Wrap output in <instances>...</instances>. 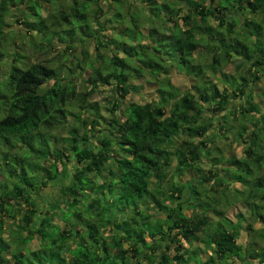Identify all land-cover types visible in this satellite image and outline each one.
<instances>
[{"label": "trees", "instance_id": "16d2710c", "mask_svg": "<svg viewBox=\"0 0 264 264\" xmlns=\"http://www.w3.org/2000/svg\"><path fill=\"white\" fill-rule=\"evenodd\" d=\"M203 1L0 0V264H9L10 260L12 264L28 261L30 264H131L129 257L136 254L131 252L127 260L126 256L131 250L140 252L139 242L148 249L154 245L161 247L154 253L157 256L154 264H190L195 256H186L181 251L183 240L198 238V232L212 222H208L206 215L198 216L197 209L192 208L193 213L184 211V183L179 178L192 171L202 179L215 175L212 167L198 172V163L202 152L211 153L210 143L215 139L205 133L217 115L216 124L225 128L219 138L226 139L234 127L236 133L232 140L235 138L243 145L242 158L238 159L234 153L225 156L229 162L222 168L225 175L233 177L232 162L246 165L247 175L250 173L256 179L249 191L255 198L263 196V188L258 191L257 187L264 186V89L260 101L251 102L252 95L248 93V99L239 108L230 110L229 115L222 111L228 108L230 98L241 97L250 90L248 78L259 77L255 67L264 59L259 55L264 54V48L250 51L247 41L264 35V0H220L215 6ZM92 3L97 14L90 17ZM47 4H55L53 10L48 12ZM138 4L143 8L141 21L140 14L133 13V7ZM157 4H162L160 12ZM183 4L187 7L186 14L180 15L184 25L177 19L166 25L162 20L165 12L178 15ZM42 8L48 13L43 14ZM12 9L15 20L21 21L23 27L7 28L6 17ZM239 11L249 13L242 21L248 28V38L236 34V20L231 15ZM209 17L214 18V25ZM157 19L161 21L160 26L153 25ZM145 20L152 24L147 27V33ZM17 34L29 38L37 35L56 50L57 57L64 59L76 43L85 45L89 38H95V56L99 59L103 58L101 48L107 50L112 44L111 55L104 59L107 64L88 62L91 72L86 80L90 85L84 91L83 100L99 84L110 85L112 80L115 81L114 95L119 96L116 103L132 91L141 93L144 84L131 81L144 73L149 76L145 83L157 84L152 91H145L148 95L141 100L126 102L123 118L107 119L105 131L97 140L91 141L78 127L68 130L64 143L74 152L77 161L71 181L59 187L58 196L37 216L34 191L45 186L56 173L55 168L46 167V162L60 161L61 176L69 174L66 167L69 156L57 146L60 142L57 128L64 123L68 102L80 98V93L75 81L61 77L63 67L57 70L44 61L25 65L23 53L17 48ZM232 34L234 38L228 39ZM55 36L65 42L63 48L53 45ZM143 37L147 42H141ZM213 40H216L213 50L219 49L222 53L212 52V61L202 64L196 51L202 44L206 50H212ZM10 47L13 48L7 55ZM121 51L123 56L118 55ZM231 52L239 56L241 64L254 58L244 69L245 75L237 78L220 71L219 57L228 61ZM5 55L10 61L3 70ZM172 68L188 74L194 81L193 87L180 90L169 76ZM207 70L216 78L212 76V80ZM73 72L70 67L69 75ZM161 73L163 79L159 78ZM217 76L229 83L230 88L220 89ZM116 103L112 102L113 106ZM94 107L97 108L96 103L91 105ZM209 109L214 113H207ZM252 111L260 112L259 119L248 116ZM95 117L90 121L97 123ZM231 117L238 118L240 124H230ZM86 121L82 119V123ZM248 122L253 126L249 127ZM188 136L198 138L193 141ZM215 147H220V153L224 151L220 145ZM212 161L217 162V157L212 156ZM248 161H253L251 167ZM236 178L243 179V176ZM168 180L171 184L166 189ZM189 201L190 198L188 204ZM20 204L26 206L21 214L18 213ZM198 207L204 211L210 208L196 203L195 208ZM151 208L153 212L148 211ZM253 211L264 224V212L257 211V207ZM9 218L13 221L10 231L3 229ZM158 219L165 223L155 229L151 225ZM102 227L111 231L108 239L102 238ZM206 234L207 239L203 237L202 241L212 247L216 257L225 260L232 254H240L241 247L235 241L238 232L226 229L222 221ZM146 235L151 243L146 241ZM170 243L175 245L173 254L169 251ZM213 259L210 254L201 262L213 264Z\"/></svg>", "mask_w": 264, "mask_h": 264}, {"label": "rangeland", "instance_id": "374dc122", "mask_svg": "<svg viewBox=\"0 0 264 264\" xmlns=\"http://www.w3.org/2000/svg\"><path fill=\"white\" fill-rule=\"evenodd\" d=\"M78 3H80V2H78ZM171 3H172V1H171ZM157 5L159 7L156 9H159L158 11L160 12L161 8H162V4H157ZM48 6H49L48 7V9H49L48 12H49L50 10H53V7L55 6V4L52 6H50V5H48ZM183 6L184 7L182 8V10H180L178 15H175V14L171 15L170 13L165 12V15L162 19L164 21V23L166 25H169L175 19H177L179 24L184 25L183 19H181L180 15L186 14L187 7L184 4H183ZM133 8H134V11H133L134 15L140 14L139 20L141 21V16H142L141 11L143 10L142 5L138 4L136 7H133ZM96 9H97L96 6L92 3L91 4V12H89L90 17H93V14H97ZM124 10H125V7L122 8V11H124ZM41 11L43 14L48 13L43 8ZM109 13H111V12H109ZM109 13H107V14H109ZM232 15H233V18L234 17L236 18L235 24H236L237 29L240 28V31L242 29L248 30L247 27L244 26L245 28H243V25H242V21L244 20V17L246 15H248V12L242 13V11H239V12L234 13ZM6 19L9 23L7 28L12 29V28H17V27H23V23L21 21L15 20V11L13 9L10 11V14L7 15ZM210 19H211L210 23L214 24L215 23L214 20L212 18H210ZM124 20L129 21L128 19H124ZM91 21H93V18L91 19ZM160 24H161V21L158 19L155 20L153 23V25H157V26H160ZM143 25H144V31H146L147 27H149L152 24L149 21L145 20ZM145 33H147V31ZM109 35H112L111 32L109 33ZM254 38H256V35H254ZM16 40L18 41V44H17L18 47L17 48L23 53L22 61L25 63V65L30 63V62H34V61H44V62H48V63L54 65L57 68V70L60 69L61 67H63V70L61 72V77H63V78L69 77L73 81H75L76 82V89H77L78 93H80V98L77 97V98L73 99L72 101L68 102L67 113H66L64 123L60 128H57V139L60 140V142L57 143L58 144L57 146L60 147L69 156V160L66 162L67 163L66 167H67V171L69 172V174L66 177L61 176V172L63 171L62 170L63 165L61 164L60 161H57L55 164H53L51 159H50L46 162V167H50L51 169L55 168L56 173H55V175H52V178L49 179V181L47 182V184L45 186H43L41 188L39 187V188L35 189V191H34L33 197L37 201V205H36V208H37L36 216H37V213L43 211L45 209V207H47V204L50 201H52L55 197L58 196L59 187L61 185L68 184L71 181V173L75 169L74 167L77 164V161L75 159L74 152H71V149L67 145V143H64L63 138L69 134L68 130L72 126L78 127L79 132L81 133V132L85 131L88 134L91 141L97 140L98 137L100 135H102L105 131L104 127L106 126L107 119L114 118V117L117 119L123 118L122 111L124 109L126 102L141 100L144 96L148 95L147 93H145V91H148V90L152 91L153 89H155L157 87V84L145 83L149 76H148V74L144 73V75H138L135 78H133L131 81L133 84H140V83L144 84V86L141 89V91H142L141 93H138L136 91H132V92L128 93L122 101H118L116 103L115 101L119 99V96H118V94L116 96L114 95L113 89L115 87L114 86L115 81L112 80L110 85L102 84V83L99 84V86H97L95 88V90L91 93V95L88 96L87 98L84 97L85 100H83L82 97L85 95L84 91L86 90V87L88 85H90L86 80L88 75H90V72H91L90 68L88 67V62L90 60H94L95 64H98V63H103L104 65L107 64V62L104 61V59H105V57H107V55H109V56L111 55V49L113 48L112 44H110V46L107 50L101 48V53L103 54V58L99 59L95 56V48H94L95 38H89L87 40V42L85 43V45H80V44L77 45V43H76L75 49L72 50L71 52L68 51L66 53V56L64 59L61 57H57L56 50L52 49V47L49 48L48 44H46L45 41L43 39L39 38L37 35H33L32 38H29V36L25 37L24 35L17 34ZM53 40H54L53 45L57 49L63 48L65 42L60 40L58 36L57 37L55 36L53 38ZM31 41H33V42H31ZM141 42H147V39L145 37H143ZM247 42L249 44L248 49L250 51H254V50H258L260 48H264V35L259 37L258 40L251 39L250 41L248 40ZM203 45L204 44H202L199 47V50L196 51L197 55L200 57L201 63L202 62L205 63L208 60H209V62H211L213 59V56H212L213 53L212 52L222 53V52H219V49L218 50H210V51L207 50V51H205L204 50L205 48ZM12 48L10 47V49L7 52V55H8V53L10 54ZM7 55H5V57L2 61L3 70L5 69L6 66H8V63L10 61V59L8 58ZM118 55L123 56L124 52L121 51L118 53ZM78 57H79V62H78ZM231 57H232V59L228 60V61H227V58H225V57H222V56L219 57L220 63H218L219 64L218 66L222 67V69H223L222 72L225 71L226 73L234 75L235 77L238 78V74H240L239 66H241V64L237 65L239 63V59H238V57H235V54H232ZM83 58H85V63L83 62ZM79 63H81L80 65H83L82 68L80 67ZM70 67L72 68V71H74L72 76L69 75ZM168 73H169L170 78L174 82V84L177 85L180 88V90L184 91L186 89H191L193 87L194 81L191 78H189L188 74H186L185 72H179L176 69L173 70V68H172L171 71ZM206 73H207V75H209V77H211L212 80L214 79L213 77L216 78V76L215 75L213 76V74L209 73L208 70ZM163 77H164L163 73H161L159 75V78L163 79ZM217 79L219 82L221 81V78L218 76H217ZM253 85H254L253 86L254 91L257 92V94L252 95L251 102L256 103V102L261 100V96H259V93L262 91V87H264V77L261 76V78L257 82L253 83ZM244 97H245V92L241 96V98H243V99H240L237 97H235L236 99L232 98L231 101L227 104V106H228V108H226V112H228L227 114H230L229 111L234 110L233 108H239V104L241 102L245 101ZM112 102L116 103L118 105L113 106ZM95 103H96L97 108L95 109V107H94L92 109L91 105L95 104ZM206 112L209 114L214 113L211 109H209ZM252 112L255 115L254 116L255 119H259L260 112H255V111H252ZM96 115H97V117H95V118H96L97 123H93L90 120L93 119L94 116H96ZM78 116L80 117V122H78ZM82 119H87V121L85 123H82ZM216 120H217V116L214 117L213 121L216 123ZM239 121L240 120L238 118H234V117H231V120H229L230 124L236 125V126L238 125ZM89 127H92V128H89ZM212 129H213V127H210L209 131H207L205 134L207 136L212 137V134H211ZM235 133H236V130H235ZM233 137H232L231 133H229V135L227 136L226 139L222 138L225 143H223V141H221L222 143L218 144V145H222V147L224 149V151L221 153H220V147L219 148L215 147V145H214L215 143L210 141L211 142L210 146L212 147L211 154H212V156L217 157V162L212 161L213 163H211L210 160L207 161V159H208L207 155H203L202 161H199V163H198L199 168H200L198 170V172H200L202 169H204V171L207 170L208 168L211 169V167H212V171L214 172L213 174H215V175L211 176L213 178L211 180V184H210V182H208V183L204 182L203 183L201 181H198L197 176H194L195 173L193 171L192 172H186L183 175H181V177H180L181 179H186L188 177V175L191 176L187 182H185V183L183 182L184 185L190 189V193H191L190 201H189L190 209L193 208L196 210L197 209V208H195L196 203H199V205H202L203 207L205 204V205H207L208 208L209 207L214 208V209L220 208L218 206L210 205L211 201L216 196V192L213 189H210V186L211 185L218 186L217 181H215L214 178H218L221 181H223L224 183H226L224 185V188H222V189L219 188V190H218L220 196H223L224 203H230V204L236 203V201H232V200L234 198L240 196L239 194H235L233 196L230 195L232 192L237 191L238 182H235L238 179V178H236L237 175L243 176V179H239L238 181L245 183L247 188H252V186H253L252 183L256 179L252 178L250 176V173H249V175H247L248 173L246 170V165H243V164L238 165V164H235L234 162H232L231 166H230V172L233 174L234 178H231V179L228 178L229 177L228 175H225V173L222 169V168L227 167L228 163H229L226 161V159H227V158H225L226 154H230L234 150V153L236 154V156H238L237 157L238 159H239V157L242 158L244 155L243 151H242L243 145L240 144L235 138H234L235 140L234 139L232 140ZM188 138L190 140L196 141V139L198 137L188 136ZM176 140H177V138H176ZM204 154H205V152H204ZM208 157H210V156H208ZM173 162L175 163V160ZM248 164L251 167V165L253 164V161L252 162L248 161ZM239 166L243 167V169L240 168ZM254 172H256V170H254ZM207 173L208 172H206L205 174H207ZM249 178H250V180H249ZM174 179H175V181L177 180V182H179L177 177H175ZM170 184H171L170 180L165 182V185H164L165 188L167 189L170 186ZM262 188L264 190V186H258L257 190L262 191ZM194 189L197 192L193 191ZM253 189H255V188H253ZM185 196H186V193L184 192L183 198ZM142 206H143V204H142ZM19 207H20V211L18 213L21 214L24 211V209H26V206L24 204H20ZM229 212L232 213V210H229ZM158 215H160V212L158 213ZM163 223H165V221H160V219H158L157 222L151 226L154 227L155 229H158L161 225H163ZM253 223L256 227H258V229H260V226H261L260 223H258L257 221H253ZM12 225H13V221H12V219L9 218L4 222L3 229L10 231V228H12ZM214 229H215V225H213V223H208L204 227L203 231H206V233H207L208 230L212 231ZM148 230H152V229L148 228ZM206 233L204 234L205 240L208 237V235ZM31 245L33 246L34 243H31ZM191 251H192V248H190L188 250V255L193 257L194 253ZM197 262H198V264H202V262L199 260H197ZM35 263L37 264V262H35ZM9 264H12V260L9 262ZM27 264H30V262L28 261Z\"/></svg>", "mask_w": 264, "mask_h": 264}, {"label": "crops", "instance_id": "0c3cea01", "mask_svg": "<svg viewBox=\"0 0 264 264\" xmlns=\"http://www.w3.org/2000/svg\"><path fill=\"white\" fill-rule=\"evenodd\" d=\"M203 2L206 5L209 4L210 6H215L220 2V0H212V1L204 0ZM231 16H233V15H231ZM248 16H249V13H248ZM210 18H212L214 20L213 17H209V20H211ZM254 18H256L258 21H261V18L259 17L258 14H254ZM235 20H236V18H235ZM214 22H215V20H214ZM243 28H245V27L243 26ZM235 30H236V34L238 36H240L241 38L242 37L248 38V36H249L248 30L242 29L243 31L242 30L240 31V28L237 29L236 26H235ZM234 35L235 34L229 35V36H227V38L233 39ZM215 41L214 40L211 41L212 46L210 47V49H212V50L215 47ZM199 47H198L197 51L199 50ZM204 50L207 51L206 48ZM208 51H210V50H208ZM232 54H235V52H231V55L229 56L230 57L229 60L232 59V57H231ZM259 55L264 57V54H262V53H260ZM235 57H238V59H239V63L237 65L241 64V60H240L239 56L237 54H235ZM253 61H254V58H251L249 60H245L244 64L243 65L241 64L242 66H239L240 74H238V77L240 75L243 76L246 74L244 69L248 68V66L251 65V63ZM255 69L257 70V74L259 75V77L257 79L248 78L249 79L248 84L250 85V90L247 89L244 99L245 98L248 99V97H249L248 93L249 94L251 93V95L257 94V92L254 91L253 83L257 82L261 78V76L264 77V59L260 65L255 67ZM220 71H223L222 67H221ZM224 73H226V72L224 71ZM226 74H229V73H226ZM220 75H221V73H220ZM218 86L221 89L222 87H225V86L229 87L230 84L227 82L220 81V82H218ZM263 89H264V87H262L261 92H263ZM260 93H259V96H260ZM237 98L243 99L241 97H237ZM231 99L232 98L229 99L227 104L231 101ZM222 113L227 114L228 112H226V109H225L222 111ZM227 115H229V114H227ZM248 116H255V115L253 112H249ZM218 118H219V115H217V120H218ZM217 120H216V123H217ZM228 120H230V118ZM212 123L213 124L211 127H213V129L211 131V134L215 139L214 145L219 146L218 144H221L222 143L221 141H223V139L219 138V136H221L222 133H225V128L223 129V127H218V125L214 121ZM248 124H250L249 127L253 126L251 124V122H248ZM209 128L210 127H208L207 131H209ZM229 133H231V135L234 136L235 128L234 127L231 128L229 130ZM229 133H228V135H229ZM223 143H225V142L223 141ZM220 146L222 147V145H220ZM232 153H234V150L230 154H226V155H231ZM210 154L211 153L208 154L206 152L204 154V152H202L201 161H202V156L207 155V158H208L207 161L210 160L211 163H213L212 158H211L212 154L211 155ZM208 156H210V157H208ZM240 158L241 157H239V159ZM190 177L191 176L188 175V177L186 179L179 178V181L185 183L189 180ZM228 178L231 179L234 177L229 176ZM212 179H213L212 177H210V178L208 177V179H202L201 176L197 177L198 181H201L203 183L204 182L205 183L210 182V184H211ZM214 180L217 181L218 186H216V185L210 186V189H213L216 192V196L211 201L210 205L218 206L220 208H216V209L209 208L208 210L204 211L202 209V207H198L197 208V212L199 213L198 216L206 215L208 222H212L213 225H216L219 221L220 222L222 221L223 225L226 229L232 230V231H237L238 234H236L235 241H236V244L239 245V247H241L240 254L239 255L232 254L228 258H226L225 260L221 259L219 257H216L215 253L212 251V247L211 246L207 247L206 244H204L202 241L203 237L205 236L204 234L206 233V231H203L204 228H202L198 232V238L193 239V240L192 239L191 240H183V242H182L183 247H181V251L185 252L186 256H188V250L190 248H192L191 252H193V250L196 251V254L194 255L195 257L194 258L192 257L193 259H191L190 264H196L197 260L203 261L206 257H209L210 254L213 255V257H214L213 264H264V224L262 222H260L259 220H257L256 214L254 213V211H252L254 207H257V211L264 212V193H263L262 197H260V196H256V198L253 197L252 192L249 191L250 189L247 188L245 183H242V182L238 181L239 179H237V181H235V182H238L237 191L232 192L230 195L233 196L235 194H239L240 196H238L232 200V201H236V203H232V204L224 203L223 196H220L218 190H219V188L220 189L224 188V185L226 183H224L223 181H221L218 178H214ZM184 192L186 193V196L183 198ZM190 195L191 194H190L189 188L184 185L183 191H182V201H183V207L185 208L184 211L186 213H190V212L193 213L191 211L192 209H190L189 204L187 202L188 198H190ZM229 210H232V213L229 212ZM148 211L153 212L154 209H150ZM218 211H220L221 213H218ZM238 214H241L242 217L238 218ZM152 219H154V218L152 217ZM253 221H257L258 223L261 224L260 229H258V227H256L254 225ZM110 232H111L110 230H106L102 227L101 228L102 238L108 239L109 234H111ZM115 233L118 236V234H119L118 230H115ZM145 239L149 243H151V241H152L151 238L148 237L147 235L145 236ZM137 245L139 246L140 252L137 253V252L132 251V250L129 251L128 252L129 255L127 254L126 260L132 252L133 254H136V256L135 257H129V260H131L130 261L131 264H150V263L152 264V262H150L152 260L154 261L153 262V264H154L155 261L157 260V256H155L154 253L156 251L160 250L161 247L158 245H154V247L152 249H148L147 247H145L144 244H142L140 242ZM73 246H74V244L72 245V247ZM123 246L128 247V243H124ZM157 246H158V249L156 248ZM169 249H170L169 250L170 253L173 254L174 249H175V245L173 243L172 244L170 243ZM152 255H153V258H151Z\"/></svg>", "mask_w": 264, "mask_h": 264}]
</instances>
